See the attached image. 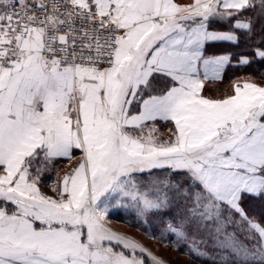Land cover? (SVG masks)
I'll use <instances>...</instances> for the list:
<instances>
[{"label":"snow or ice","instance_id":"1","mask_svg":"<svg viewBox=\"0 0 264 264\" xmlns=\"http://www.w3.org/2000/svg\"><path fill=\"white\" fill-rule=\"evenodd\" d=\"M253 63L264 0H0V264H166L121 209L198 264H264V86L203 94Z\"/></svg>","mask_w":264,"mask_h":264},{"label":"rangeland","instance_id":"2","mask_svg":"<svg viewBox=\"0 0 264 264\" xmlns=\"http://www.w3.org/2000/svg\"><path fill=\"white\" fill-rule=\"evenodd\" d=\"M119 212L122 215H119ZM116 217L118 220H121V222L113 219ZM108 225L115 227L124 234L132 236L147 249L153 252L158 258L164 260L166 264H198V261L183 254L185 250L182 251L180 249L173 248L169 243H162L157 239L150 238L145 231L137 226V218L125 210H117L114 214L110 215ZM158 225L159 221H155L154 218H149L148 227L155 232L156 235H159Z\"/></svg>","mask_w":264,"mask_h":264},{"label":"trees","instance_id":"3","mask_svg":"<svg viewBox=\"0 0 264 264\" xmlns=\"http://www.w3.org/2000/svg\"><path fill=\"white\" fill-rule=\"evenodd\" d=\"M248 50H249L248 46L244 43H241L239 47H233L232 45L227 44L225 46L218 45L215 49H211L210 54L215 52H222V51L239 53ZM237 77L240 78L251 77L253 81L264 80V66L258 63H253L250 67L228 66L225 70V75L223 80L215 85H208L205 88V93L212 96H217L218 94H220L219 92L221 91L230 93L234 78ZM245 208L251 216L259 218L260 216L264 215V200H260V199L248 200L245 204ZM119 215L122 214L119 212ZM180 250L184 251L185 249H180Z\"/></svg>","mask_w":264,"mask_h":264},{"label":"crops","instance_id":"4","mask_svg":"<svg viewBox=\"0 0 264 264\" xmlns=\"http://www.w3.org/2000/svg\"><path fill=\"white\" fill-rule=\"evenodd\" d=\"M228 43H222V44H220L221 46H225V45H227ZM222 52H229V51H222ZM222 52H215V54H220V53H222ZM234 63H235V61H234ZM224 75H225V72H224V74H223V78H224ZM240 77H237V78H234V80H238ZM223 80V79H222ZM222 80H220V81H215V82H211V83H208V82H206V84H205V88L208 86V85H215V84H217V83H220ZM253 82H255V83H257L258 85H262V86H264V80H259V81H253ZM222 92V93H221ZM221 92H219L220 94H218L217 96H212V95H209V94H206L205 93V89H204V95H206V96H211V97H220L221 95H226V94H230V93H227V92H225V91H221ZM158 126H159V128H160V132L161 133H165L166 134V132H167V127L168 126H166L164 123H162V122H158ZM170 126V125H169ZM80 152H79V150H76L75 152H74V156L76 157L75 159H73L72 161H67V160H62V161H60L59 163H58V165H57V167L60 169V174L62 175L64 172H66V171H68L73 165H75L76 163H78V161H79V157H80ZM55 177H56V173L55 172H52L51 174H48V173H45V177H44V184H43V186H42V191H44L45 193H47L48 195H54V193H53V190H52V188L51 187H49L48 186V182H49V180L51 179V180H54L55 179ZM117 215V214H116ZM115 215V216H116ZM115 221H120L121 222V220H118L117 219V217L116 218H113ZM109 226V225H108ZM112 230H114V231H116V232H118V233H120V234H123V235H126V236H129V237H132V236H130V235H128V234H124V233H122L121 231H119L118 229H116L115 227H112V226H109ZM133 238V237H132Z\"/></svg>","mask_w":264,"mask_h":264}]
</instances>
